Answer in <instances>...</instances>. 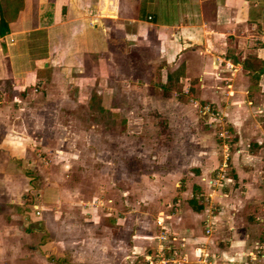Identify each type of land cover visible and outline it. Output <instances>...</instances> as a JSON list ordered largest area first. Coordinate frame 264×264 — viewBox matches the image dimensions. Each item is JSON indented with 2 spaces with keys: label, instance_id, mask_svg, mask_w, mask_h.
<instances>
[{
  "label": "crops",
  "instance_id": "0c3cea01",
  "mask_svg": "<svg viewBox=\"0 0 264 264\" xmlns=\"http://www.w3.org/2000/svg\"><path fill=\"white\" fill-rule=\"evenodd\" d=\"M43 88L57 106L82 102L112 118L137 119V106L150 105L145 114L163 115L170 137L185 133L183 148L196 151L188 158L200 161H181L184 166L170 172L187 178L171 197L172 207L162 209L165 221L159 217L169 232L185 238L173 264H202L203 253L210 264H264V0H23L0 35V151L7 158L22 160L31 140L23 117L34 116L19 111L29 103V91ZM192 103H213L234 135L230 173L219 183L217 141L205 129L195 134L185 122L178 128L170 123L179 116L195 119ZM206 195L210 209H194L191 199L203 205ZM95 213L86 209L91 217L83 215V221L55 214L59 232L39 245L47 256L40 264H56L51 257L58 261L67 250L74 264L121 263L140 247L155 252V229L135 223L143 229L131 228L130 238L119 218L106 212L108 232L99 235L95 225L102 218L95 220ZM40 221L29 228L36 231ZM5 240L0 244L10 245L12 259L0 264H13L18 258L11 252L20 247Z\"/></svg>",
  "mask_w": 264,
  "mask_h": 264
},
{
  "label": "rangeland",
  "instance_id": "374dc122",
  "mask_svg": "<svg viewBox=\"0 0 264 264\" xmlns=\"http://www.w3.org/2000/svg\"><path fill=\"white\" fill-rule=\"evenodd\" d=\"M47 92L45 88L41 93L32 94L29 91V103L25 102V109L19 111L22 115L30 111L34 116H22L26 133L31 137L22 160L7 158L9 155L0 151V240L6 239L5 242L9 241L13 247H20L21 251L11 252L12 257L18 258L17 262L32 261L40 264V259L47 256L41 253L39 245L50 240V237L54 238L59 232L58 228L55 230V214L61 215L64 212L66 217L83 221V215H87L84 211L88 208L96 211L95 220L102 218L95 225L99 235L108 232L103 231L106 212L110 213L108 217L119 218L118 227L121 230L123 228L130 238V229L136 227L135 223L150 227L151 231L155 229L154 235H157L158 218L162 217L163 221L166 218L162 209H169V204L172 207L173 195H177L187 178L176 175L173 178L170 172L176 173L181 169L184 166L181 161H200L194 157L188 158V155L194 156L196 151L189 150V154L183 148L185 133L177 132L170 137L166 132V118L163 115L157 116L151 112L145 114V109L153 110L149 108L150 105L143 109L138 105L137 110L134 101H127L126 105L135 108L141 115L137 119L119 116L112 118L106 113L93 111L95 107L88 108L82 102H73V105L67 102L69 106H74L73 110L67 106L66 101L58 107L51 96H46ZM192 104L195 119L191 117L192 121L187 122L179 116L171 118L170 123L173 122L175 126L178 124V128L185 122V130L195 134L205 129L207 137L217 141V161H224L226 155L228 159L225 161H230L237 146L223 112L213 103ZM205 105L208 112L200 111ZM168 137L169 140H166ZM196 146L189 144L194 150ZM224 173L226 179L230 173L228 165L224 167ZM60 192L63 193L62 198H56ZM43 193H48V196L42 198L40 195ZM166 193H170L168 199L159 196ZM41 199H46L47 203ZM202 201V210L210 209V201ZM90 217L91 214L87 215L88 219ZM32 221H40L41 228L31 230L29 223ZM136 228L143 229L138 226ZM114 232L117 233V228ZM140 248L136 256L125 252L130 257L125 259L123 256L121 263L116 260V264H143L146 255L152 252L149 248ZM6 249L10 251V245L0 244V263L3 259H12ZM51 259L59 264L57 259ZM60 259L71 260L69 250Z\"/></svg>",
  "mask_w": 264,
  "mask_h": 264
},
{
  "label": "built area",
  "instance_id": "2783aa9c",
  "mask_svg": "<svg viewBox=\"0 0 264 264\" xmlns=\"http://www.w3.org/2000/svg\"><path fill=\"white\" fill-rule=\"evenodd\" d=\"M208 107L205 105L203 108H200V111L208 112ZM224 159H228L227 155ZM221 161L220 166L218 167L219 170L216 174V183L220 182L225 178L224 167L228 165V161ZM220 180V181H219ZM215 184V183H214ZM205 201L209 202V196H204ZM209 206V205H208ZM210 207V206H209ZM162 219L159 218L157 223L159 225V231L156 235V240L158 241V246L155 252L151 255H146L145 262L143 264H173L175 263L181 255L182 248L185 244V238L179 237L171 232H169L166 227L162 223ZM210 232V227H205V233ZM207 253H203L198 256V261L202 262V264H210V261L206 259ZM251 259H254V256L250 254Z\"/></svg>",
  "mask_w": 264,
  "mask_h": 264
},
{
  "label": "trees",
  "instance_id": "16d2710c",
  "mask_svg": "<svg viewBox=\"0 0 264 264\" xmlns=\"http://www.w3.org/2000/svg\"><path fill=\"white\" fill-rule=\"evenodd\" d=\"M23 6V0H0V35L9 31V23L15 20L18 12ZM194 209L202 208L201 204L196 203V199L192 198L190 201ZM57 262H64L65 264H74L66 259H60ZM82 264V263H75Z\"/></svg>",
  "mask_w": 264,
  "mask_h": 264
}]
</instances>
